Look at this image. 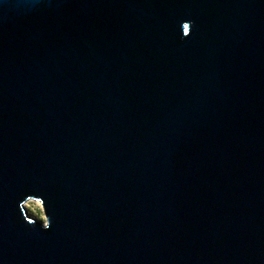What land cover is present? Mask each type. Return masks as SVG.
Here are the masks:
<instances>
[{"label": "water", "instance_id": "1", "mask_svg": "<svg viewBox=\"0 0 264 264\" xmlns=\"http://www.w3.org/2000/svg\"><path fill=\"white\" fill-rule=\"evenodd\" d=\"M0 264H264V0H0Z\"/></svg>", "mask_w": 264, "mask_h": 264}, {"label": "rangeland", "instance_id": "2", "mask_svg": "<svg viewBox=\"0 0 264 264\" xmlns=\"http://www.w3.org/2000/svg\"><path fill=\"white\" fill-rule=\"evenodd\" d=\"M38 201H27L24 204V209L26 211V214L31 217L33 220L39 222V223H44V215L42 211L41 205H37ZM40 204V202H38Z\"/></svg>", "mask_w": 264, "mask_h": 264}, {"label": "snow or ice", "instance_id": "3", "mask_svg": "<svg viewBox=\"0 0 264 264\" xmlns=\"http://www.w3.org/2000/svg\"><path fill=\"white\" fill-rule=\"evenodd\" d=\"M183 27H184V35H185V36L189 35V30H190V28H189V24L185 23V24L183 25ZM48 227H49V224H48V222H47V224H46V228H48Z\"/></svg>", "mask_w": 264, "mask_h": 264}, {"label": "bare ground", "instance_id": "4", "mask_svg": "<svg viewBox=\"0 0 264 264\" xmlns=\"http://www.w3.org/2000/svg\"><path fill=\"white\" fill-rule=\"evenodd\" d=\"M36 204L39 205V206L41 205V204H39L38 202H37Z\"/></svg>", "mask_w": 264, "mask_h": 264}]
</instances>
